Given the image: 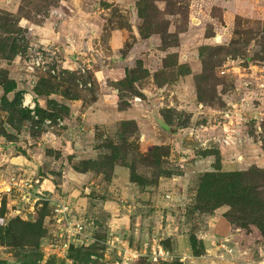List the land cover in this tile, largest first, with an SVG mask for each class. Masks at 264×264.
Returning a JSON list of instances; mask_svg holds the SVG:
<instances>
[{
    "label": "rangeland",
    "instance_id": "obj_1",
    "mask_svg": "<svg viewBox=\"0 0 264 264\" xmlns=\"http://www.w3.org/2000/svg\"><path fill=\"white\" fill-rule=\"evenodd\" d=\"M0 264H264V0H0Z\"/></svg>",
    "mask_w": 264,
    "mask_h": 264
},
{
    "label": "built area",
    "instance_id": "obj_2",
    "mask_svg": "<svg viewBox=\"0 0 264 264\" xmlns=\"http://www.w3.org/2000/svg\"><path fill=\"white\" fill-rule=\"evenodd\" d=\"M35 66L40 65V59L38 57H35V59L32 61ZM23 104L32 108L33 102L32 97L30 94H24L23 95ZM224 142H229L227 139V136L223 139ZM55 212L57 213V227L61 231L60 236L61 238V246L68 248L70 244H75L79 240L83 238V222L79 219H76L75 217L70 218L68 215L71 214V208L70 204L68 202H59L56 204V207L54 208ZM74 216V215H73ZM224 244V242H221ZM223 244H221L223 246ZM226 244V243H225ZM129 253L131 256H137L140 253L136 249H130ZM169 255V251L167 249H164L162 246H159L158 244L156 247L152 248L150 251V256L153 259H156L157 257L165 258Z\"/></svg>",
    "mask_w": 264,
    "mask_h": 264
},
{
    "label": "crops",
    "instance_id": "obj_3",
    "mask_svg": "<svg viewBox=\"0 0 264 264\" xmlns=\"http://www.w3.org/2000/svg\"><path fill=\"white\" fill-rule=\"evenodd\" d=\"M78 41V40H77Z\"/></svg>",
    "mask_w": 264,
    "mask_h": 264
}]
</instances>
